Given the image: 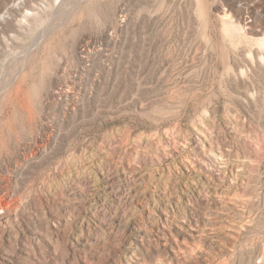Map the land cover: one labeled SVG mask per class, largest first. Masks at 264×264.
Returning <instances> with one entry per match:
<instances>
[{
	"label": "rangeland",
	"instance_id": "1",
	"mask_svg": "<svg viewBox=\"0 0 264 264\" xmlns=\"http://www.w3.org/2000/svg\"><path fill=\"white\" fill-rule=\"evenodd\" d=\"M0 264H264V0H0Z\"/></svg>",
	"mask_w": 264,
	"mask_h": 264
},
{
	"label": "bare ground",
	"instance_id": "2",
	"mask_svg": "<svg viewBox=\"0 0 264 264\" xmlns=\"http://www.w3.org/2000/svg\"><path fill=\"white\" fill-rule=\"evenodd\" d=\"M30 14V13H29Z\"/></svg>",
	"mask_w": 264,
	"mask_h": 264
}]
</instances>
